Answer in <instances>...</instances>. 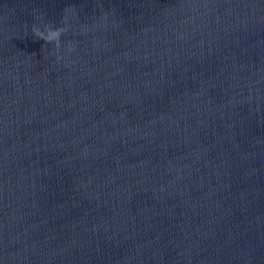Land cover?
<instances>
[{"label":"water","instance_id":"1","mask_svg":"<svg viewBox=\"0 0 264 264\" xmlns=\"http://www.w3.org/2000/svg\"><path fill=\"white\" fill-rule=\"evenodd\" d=\"M0 264H264V0H0Z\"/></svg>","mask_w":264,"mask_h":264},{"label":"clouds","instance_id":"2","mask_svg":"<svg viewBox=\"0 0 264 264\" xmlns=\"http://www.w3.org/2000/svg\"><path fill=\"white\" fill-rule=\"evenodd\" d=\"M61 23L66 24L67 18H63ZM31 32L34 37H36L39 40H43L45 43H51L53 44V47L56 48L58 51L56 52V60L59 61L61 59V56L58 54L59 48H60V36L66 32V28H56L53 29L51 24L45 23L43 25V28L33 25L31 28ZM73 46L68 47V51H73Z\"/></svg>","mask_w":264,"mask_h":264}]
</instances>
